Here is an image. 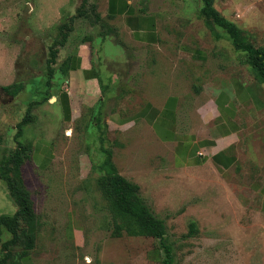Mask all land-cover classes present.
<instances>
[{
    "label": "rangeland",
    "instance_id": "1",
    "mask_svg": "<svg viewBox=\"0 0 264 264\" xmlns=\"http://www.w3.org/2000/svg\"><path fill=\"white\" fill-rule=\"evenodd\" d=\"M127 1L157 17L161 39L193 40L213 54L223 50L236 59L247 80L254 79L245 54L234 50L221 28L206 23L200 11L202 0ZM81 3L0 0V82L23 85L16 96H9L2 87L0 90V158L17 148L23 136L36 144L47 140L43 129H51L52 138L57 134L53 158L46 169L35 168L31 158L21 168L38 218L34 261L41 260L50 242L53 257L64 259L65 264L76 260L80 264H162L164 254L156 239L130 236L127 226L121 229L120 237L112 236L115 222L110 202L98 183L103 175L97 167L104 158L100 152L102 138L103 147L112 152L118 174L139 187L153 215L164 221L165 238L173 251L172 264H264V110L246 121L236 167L226 171L210 163L177 168L167 149L153 148L151 140L139 139L146 137L141 128L124 133L110 131L107 126L98 129L92 119L88 120V111L70 126L69 133L56 129L59 107L50 105L53 100L44 96L46 62L55 44H82L101 35L125 46L129 38L122 18H106V0H89L79 16ZM214 7L254 47L264 49V0H215ZM96 14L101 21L95 19ZM106 50L115 57L123 56L118 45H109ZM128 66L110 60L106 71L120 81L126 77ZM52 82L56 89L65 79L56 74ZM120 91H113L110 106L120 98ZM35 101L40 103L31 109L34 121L22 127V136L16 138V126ZM15 210L7 186L0 180V216H12ZM68 225L79 231L76 240L65 238ZM24 228L21 223L20 229ZM11 238L10 232L0 228V260L8 253L16 259L23 249L24 238V243L4 249L2 245Z\"/></svg>",
    "mask_w": 264,
    "mask_h": 264
},
{
    "label": "crops",
    "instance_id": "2",
    "mask_svg": "<svg viewBox=\"0 0 264 264\" xmlns=\"http://www.w3.org/2000/svg\"><path fill=\"white\" fill-rule=\"evenodd\" d=\"M108 9L117 14L115 18L124 20L129 38L125 46L99 35L82 44L68 41L58 47L51 86L44 93L53 100L47 101L50 105L59 107L56 129L61 134L69 133L70 126L93 109L102 113L110 131L124 133L136 127L144 130L147 138L139 139L151 140L153 148L167 149L177 168L202 163L223 171L235 168L238 145L242 146L245 137V123L264 110V84L247 80L242 68L236 66V59L223 50L213 54L193 40L161 39L157 17L136 9L127 0H106L105 15ZM109 45L120 46L123 56L109 54ZM110 60L130 65L125 78L118 81L106 71ZM56 74L65 79V84L53 89ZM195 82L198 86L194 88ZM7 85L0 82V90ZM115 89L122 90L120 98L110 106ZM51 131L43 129L46 141L34 144L25 136L21 140L31 144V159L40 171L53 158V139L57 134L52 138ZM42 150L44 153H40ZM77 231L68 225L63 234L67 240H76ZM35 249L19 263L65 264L64 259L53 257L50 242L37 262L33 256L37 254ZM74 264L80 262L76 260Z\"/></svg>",
    "mask_w": 264,
    "mask_h": 264
},
{
    "label": "trees",
    "instance_id": "3",
    "mask_svg": "<svg viewBox=\"0 0 264 264\" xmlns=\"http://www.w3.org/2000/svg\"><path fill=\"white\" fill-rule=\"evenodd\" d=\"M123 1V0H121ZM215 0H202L201 15L204 17L208 25H214L221 28L228 36L235 51L245 54V62L250 69L255 81L260 85L264 84V49L254 47L247 37L234 25L227 21L214 7ZM89 0H82L78 10V15H83V8L87 6ZM124 5V3H123ZM95 9V6H92ZM108 9L106 18L113 19L117 14L111 13ZM113 11V9H112ZM96 20L101 21L99 14L95 16ZM64 41L55 44L54 48L49 52V58L46 62L47 82L46 87L51 86V80L54 74L52 65L58 53V47L64 45ZM2 90L9 96H16L23 90L21 83L12 84L3 87ZM47 98H43L46 100ZM40 102H31L29 109L22 121L16 126V138L21 137L22 127L32 123L35 116L31 114V109ZM88 120L92 119L94 126L101 129L107 126L104 117L100 111L93 113V109H89ZM22 139V137H21ZM103 143L102 138H100ZM101 143L100 152L104 155L101 163L97 165L102 176L98 179L100 191L104 198L110 202L111 211L114 218L113 237H120L121 229L129 227L127 232L130 236H143L153 238L158 241L159 246L164 254L162 264L173 263V251L171 245L167 242L166 226L163 220L155 217L150 208L146 205L139 194V187L121 177L112 162V152L103 147ZM25 145V146H23ZM29 147L30 149H28ZM32 147L30 143L24 144L21 140L17 142V148L7 155L0 158V180L7 186L8 192L16 205V212L12 216H0V228L6 229L12 234L11 240L5 242L2 247L8 249L11 246L23 244L17 258L14 259L9 253L0 260V264H20L19 260L26 257L34 248L36 238L37 215L34 209V203L31 193L26 189L21 168L25 161L31 158ZM46 169V168H45ZM118 220L120 222H118ZM21 223L25 226L20 229ZM129 226H128V225ZM192 231L194 226H191ZM24 238V239H23Z\"/></svg>",
    "mask_w": 264,
    "mask_h": 264
}]
</instances>
